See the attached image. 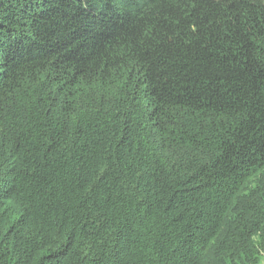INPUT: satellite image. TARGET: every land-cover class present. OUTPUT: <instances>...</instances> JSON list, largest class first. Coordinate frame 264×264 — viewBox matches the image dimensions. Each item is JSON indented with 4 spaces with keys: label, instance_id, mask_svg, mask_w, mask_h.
I'll return each mask as SVG.
<instances>
[{
    "label": "trees",
    "instance_id": "obj_1",
    "mask_svg": "<svg viewBox=\"0 0 264 264\" xmlns=\"http://www.w3.org/2000/svg\"><path fill=\"white\" fill-rule=\"evenodd\" d=\"M0 264H264V0H0Z\"/></svg>",
    "mask_w": 264,
    "mask_h": 264
}]
</instances>
